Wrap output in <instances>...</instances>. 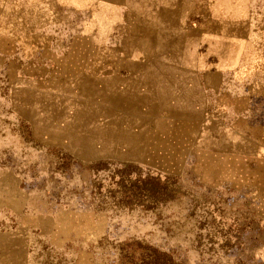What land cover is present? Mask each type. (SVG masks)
I'll list each match as a JSON object with an SVG mask.
<instances>
[{"label":"rangeland","instance_id":"obj_1","mask_svg":"<svg viewBox=\"0 0 264 264\" xmlns=\"http://www.w3.org/2000/svg\"><path fill=\"white\" fill-rule=\"evenodd\" d=\"M80 1L82 64L86 5L128 6L208 58L207 96L116 144L62 111L45 63L72 34L35 1L31 56L0 37V264H264V0Z\"/></svg>","mask_w":264,"mask_h":264},{"label":"crops","instance_id":"obj_2","mask_svg":"<svg viewBox=\"0 0 264 264\" xmlns=\"http://www.w3.org/2000/svg\"><path fill=\"white\" fill-rule=\"evenodd\" d=\"M35 1L46 2L48 11L56 12V20L43 16L42 29L72 34L67 55L58 54L50 63H45L52 67L48 81L57 83L55 86L52 83V90L61 89L58 93H61L62 111L70 109L76 115L87 114L89 123L96 127L104 121L106 138H112L116 144H126V140L136 144L143 130L141 123L146 120L166 122L168 115L193 107L194 99L202 98L203 92L207 96L208 58L200 56L199 61L186 56L182 48L184 42L177 43V36L175 32L171 34L170 27L161 29L146 24L138 18V12L128 6H118L120 9L115 10L91 3L86 5L94 7L88 34L94 39L95 50L82 64L78 52L81 25L74 23V17L79 19L84 1L0 0V37L8 39L18 49L23 46L31 51L30 56ZM71 16L70 24L66 18ZM54 23L60 26L50 25ZM54 44L46 48L65 49L58 41ZM179 46L182 47L179 49ZM28 58L26 52L24 71L32 83L33 63Z\"/></svg>","mask_w":264,"mask_h":264},{"label":"trees","instance_id":"obj_3","mask_svg":"<svg viewBox=\"0 0 264 264\" xmlns=\"http://www.w3.org/2000/svg\"><path fill=\"white\" fill-rule=\"evenodd\" d=\"M144 183H149V181H146V182H144Z\"/></svg>","mask_w":264,"mask_h":264},{"label":"bare ground","instance_id":"obj_4","mask_svg":"<svg viewBox=\"0 0 264 264\" xmlns=\"http://www.w3.org/2000/svg\"><path fill=\"white\" fill-rule=\"evenodd\" d=\"M130 130V129H129ZM156 147V146H155Z\"/></svg>","mask_w":264,"mask_h":264}]
</instances>
